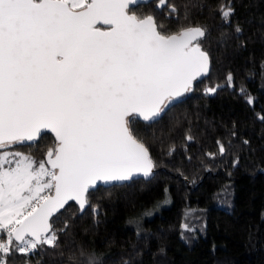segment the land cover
<instances>
[{
  "label": "snow or ice",
  "instance_id": "obj_1",
  "mask_svg": "<svg viewBox=\"0 0 264 264\" xmlns=\"http://www.w3.org/2000/svg\"><path fill=\"white\" fill-rule=\"evenodd\" d=\"M139 3L0 0V264H13L16 257L22 264H43L48 255L65 264L61 236L74 227L73 209L81 218L91 209L95 217L98 205L91 196L153 176L157 164L134 130L136 122H162L197 82L211 78L209 27L193 24L186 10L187 25L162 31L157 15L179 24L177 5L155 0L156 13L141 15ZM218 14L239 38L232 0L221 2ZM260 67L264 74V62ZM233 81L229 72L227 87H235ZM223 87H207L205 95ZM246 102L254 103L251 96ZM258 119L264 122V115ZM48 133L54 144L37 160L31 152L43 147ZM184 138L195 140L191 134ZM216 143L225 156V144ZM175 151L173 144L168 154ZM206 155L215 160L217 154ZM183 229L196 231L187 223ZM67 264L115 262L80 246Z\"/></svg>",
  "mask_w": 264,
  "mask_h": 264
},
{
  "label": "trees",
  "instance_id": "obj_2",
  "mask_svg": "<svg viewBox=\"0 0 264 264\" xmlns=\"http://www.w3.org/2000/svg\"><path fill=\"white\" fill-rule=\"evenodd\" d=\"M171 2L180 10L181 19L177 24L158 14L162 31L187 25L189 21L182 16L186 10L193 24L209 27L211 78L197 82L195 91L162 122L155 126L136 122L134 130L150 146L156 161L154 174L130 186H116L111 194L101 191L91 196V203L98 205L95 217L91 209L82 218L73 209L74 227L70 235L61 236L65 264L69 253L80 246L95 249L115 264L123 260L129 264H264V122L258 119L264 115L260 67L264 62V0H232L233 24L242 29L239 38L218 14L219 4L227 0ZM137 10L141 15L156 13L155 1ZM222 38L226 43L220 42ZM229 72L235 87H227ZM215 84L224 87L215 95H205V89ZM247 96L253 98L252 105L246 102ZM186 134L195 140L186 141ZM217 140L227 149L223 157ZM41 143L42 148L31 152L37 160L45 158L54 137L48 133ZM173 144L176 151L169 155ZM208 152L216 153V159H210ZM185 223L196 231L185 232ZM60 260L48 255L43 264H60ZM13 264H22V258H13Z\"/></svg>",
  "mask_w": 264,
  "mask_h": 264
},
{
  "label": "water",
  "instance_id": "obj_3",
  "mask_svg": "<svg viewBox=\"0 0 264 264\" xmlns=\"http://www.w3.org/2000/svg\"><path fill=\"white\" fill-rule=\"evenodd\" d=\"M155 0H147V3H145V0H140V3L138 4L137 7L141 6V5H147V4H150L152 2H154ZM51 134V133H50ZM141 177H137L136 179H139ZM143 179V178H142ZM110 186V185H109Z\"/></svg>",
  "mask_w": 264,
  "mask_h": 264
},
{
  "label": "rangeland",
  "instance_id": "obj_4",
  "mask_svg": "<svg viewBox=\"0 0 264 264\" xmlns=\"http://www.w3.org/2000/svg\"><path fill=\"white\" fill-rule=\"evenodd\" d=\"M169 204H170V200L168 202H165V206L164 207H167Z\"/></svg>",
  "mask_w": 264,
  "mask_h": 264
}]
</instances>
